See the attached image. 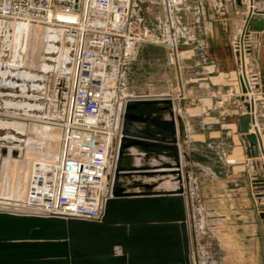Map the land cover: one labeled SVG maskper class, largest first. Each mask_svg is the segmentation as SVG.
Listing matches in <instances>:
<instances>
[{
	"label": "water",
	"instance_id": "95a60500",
	"mask_svg": "<svg viewBox=\"0 0 264 264\" xmlns=\"http://www.w3.org/2000/svg\"><path fill=\"white\" fill-rule=\"evenodd\" d=\"M242 6L241 0H235ZM249 0L241 37L260 38L264 10ZM239 38V36H238ZM250 53V46H246ZM239 64L240 51L235 50ZM251 87L240 76L238 100L245 111L236 131L250 159L252 185L264 201V149L252 128L258 91L255 59ZM183 103V100L180 101ZM253 129V131H251ZM185 123L171 95L124 100L119 134L113 142L108 196L99 219L64 218L0 208V264H193L187 185L191 161L183 148ZM264 218V211L260 212Z\"/></svg>",
	"mask_w": 264,
	"mask_h": 264
},
{
	"label": "crops",
	"instance_id": "0c3cea01",
	"mask_svg": "<svg viewBox=\"0 0 264 264\" xmlns=\"http://www.w3.org/2000/svg\"><path fill=\"white\" fill-rule=\"evenodd\" d=\"M79 2L80 0H76L77 4ZM241 2L242 6H238L235 0H131L129 23L125 27L127 37L132 43L155 42L157 46L164 48L166 57L169 55L168 58L172 59L176 83L164 95L172 96L175 111L184 120L186 140L183 148L191 155L200 143H206L215 149L223 168L221 177L197 181L190 176L191 181L187 185L191 206L195 198L194 186L201 184L202 195L205 196L202 202L203 211L195 206L191 207V211L188 210L193 264H198L194 255L198 254L199 238L205 233V229L211 232L224 251L220 264L262 262L261 211H257L256 220L253 212L245 209L252 173L250 159L245 155L244 144L236 131V123L237 116L245 111L238 100V96L242 94L240 76L244 75L251 87L249 75L254 69L249 67V58L253 57L259 89L246 96L253 100L252 128L259 132L264 149V29L259 33L260 38H249L247 43L252 53L244 54V60L239 66L235 56L236 44L250 8L249 0ZM253 6L264 10V0L254 3ZM8 23L11 25V21ZM20 75V72L14 70L0 73V89L5 88L4 83L8 76L6 83L14 88ZM32 75H35L36 80L37 72ZM0 95L4 96L5 93L0 92ZM16 96L17 93H12V101L8 99V105L14 107L20 104V99L16 100ZM181 99L183 103L180 102ZM1 100L4 102V99ZM33 128L34 126L31 127ZM58 141L57 139V148ZM57 148L54 151L47 141V154L35 157L32 156L34 153L26 149L24 143L19 150L11 149L12 152L9 148L0 146V177L5 175L6 157H18L13 161L19 164L26 160V169L31 170L36 160H53ZM262 159L264 161V155ZM191 162L188 165L192 167L195 162ZM186 166L187 164L183 166L184 171H187ZM24 168L22 166V170ZM14 172L11 170L9 174ZM29 173L30 171L28 176ZM20 178L22 180V176L14 179L9 175V193L14 192L13 188L17 193ZM2 184L3 181L1 187ZM215 187L221 188L220 194L211 192ZM217 202L220 204L214 206Z\"/></svg>",
	"mask_w": 264,
	"mask_h": 264
},
{
	"label": "rangeland",
	"instance_id": "374dc122",
	"mask_svg": "<svg viewBox=\"0 0 264 264\" xmlns=\"http://www.w3.org/2000/svg\"><path fill=\"white\" fill-rule=\"evenodd\" d=\"M60 1L66 6L73 4V0ZM31 16L34 15L31 14ZM62 18L74 23L73 19H76V16L73 13L62 15ZM8 21H11V25ZM105 21V14L90 10L86 19L87 26H77L76 29L81 33V37L91 40L93 34L89 30L103 28ZM71 32L73 31L69 30L66 25L54 26L38 21L0 19V73L14 70L21 74L14 88L6 83L8 76L4 83L5 88L0 89V92L5 93L4 96L0 95V146L10 150H19L21 144L24 143L26 149L34 153L32 156L35 157L47 154L45 152L47 141L50 147L56 150L60 128L55 120L61 115L64 96L67 97L65 92L68 71L75 43V36H72ZM106 51L109 53V59L105 68L103 113L112 119L115 137H117L123 101L131 97L162 96L169 88L174 87L176 78L172 59L168 58L169 55L166 57L167 53L164 48L157 46L155 42L132 43L128 37L116 38L107 45ZM241 64L239 63V66ZM249 67H251V58H249ZM35 72H37L36 80H34L35 75H32ZM14 92L18 94L15 99H20L21 105L18 103L12 107L13 105H8V99L12 101ZM1 99H4V102ZM50 118L53 120L50 121ZM32 126H34L33 129H31ZM17 128L27 131L23 132ZM213 144L216 143L213 142ZM188 155L195 164L191 167L187 163V172L197 181L212 179L216 176L221 177L223 174V168L215 149L206 143H200L196 151ZM10 157H6V162H4V177H0V184L3 181L2 187L0 185V207L8 210L13 208L10 205H15L16 202L22 200L20 194H22L23 183L20 178L17 193L14 188V192L9 193V175L16 179L23 175L28 176V171H31L26 169V160L19 164L13 161L18 157ZM22 166L26 167L22 170ZM11 170L15 172L9 174ZM220 189V187H215L211 192L220 194ZM194 192L195 198L192 206L202 210L205 196L202 195L201 184L198 187L194 186ZM256 192L258 190L254 188L251 181L245 209L253 212L255 219L258 220L256 214L257 211H264V201H258L255 196ZM188 195L189 191H187V197L191 211L193 207ZM219 204L220 202L214 203V206ZM204 232L200 235L198 252H196L198 254L194 255V260L196 262L198 259V264H220L224 251L208 229ZM260 240L261 264H264V218H261ZM250 250L252 251L251 248ZM249 255L252 258V252Z\"/></svg>",
	"mask_w": 264,
	"mask_h": 264
},
{
	"label": "built area",
	"instance_id": "2783aa9c",
	"mask_svg": "<svg viewBox=\"0 0 264 264\" xmlns=\"http://www.w3.org/2000/svg\"><path fill=\"white\" fill-rule=\"evenodd\" d=\"M130 4L131 0H80L79 4L73 0L71 6L60 0H0V19L13 21H55L59 15L74 13V25L87 26L88 11L106 15L103 28L89 30L93 34L91 40L81 37L78 29L71 30L75 43L67 97L64 96L61 115L55 120L60 128L56 156L53 160L34 161L24 197L10 205L13 208L9 210L64 218H100L108 196L107 175L113 166L111 150L116 138L112 119L103 113L109 59L106 47L113 39L127 37Z\"/></svg>",
	"mask_w": 264,
	"mask_h": 264
},
{
	"label": "bare ground",
	"instance_id": "6f19581e",
	"mask_svg": "<svg viewBox=\"0 0 264 264\" xmlns=\"http://www.w3.org/2000/svg\"><path fill=\"white\" fill-rule=\"evenodd\" d=\"M59 20H55V21H52V20H50V21H44V20H37L38 22H42V23H44V24H50L51 22V24L52 25H56V26H59V25H66V27L67 28H69V30H74V29H76V25H74V23H72V22H70V21H68V20H66V19H64V18H62V15H59ZM60 22V23H59ZM63 22V23H62ZM82 25V24H81ZM81 25H79V26H81ZM78 26V27H79ZM80 33V32H79ZM72 34H74V32H72ZM249 40H246V38L244 37V36H240L239 37V39L237 40V44H236V48H237V50H239L240 51V57H239V63H242V61L244 60V54L245 53H247V54H249L246 50V47L244 46L245 44H247L248 45V42ZM251 80V79H250ZM250 93H252L251 91H249ZM249 92H247L245 95H247ZM104 98V97H103ZM123 103H124V101H123ZM122 103V104H123ZM176 112V111H175ZM121 116V115H120ZM120 124V123H119ZM119 128H120V125H119ZM118 134H119V131H118ZM117 135V134H116ZM117 138V137H116ZM116 138H115V140H116ZM113 162V161H112ZM34 166V165H33ZM33 166L31 167V169L33 168ZM27 175V174H26ZM26 179H27V176H25V175H23L22 176V181H23V183H22V195H21V198H23L24 197V193H25V191H24V186H25V183H26ZM10 200H12V199H10ZM21 201V200H20ZM0 208H2V207H0ZM7 209V208H6Z\"/></svg>",
	"mask_w": 264,
	"mask_h": 264
}]
</instances>
